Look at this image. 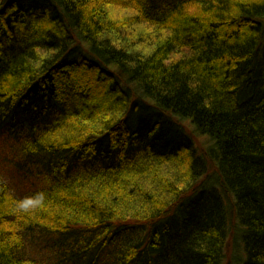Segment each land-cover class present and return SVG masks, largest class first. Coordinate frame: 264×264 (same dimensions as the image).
<instances>
[{"label": "trees", "instance_id": "trees-1", "mask_svg": "<svg viewBox=\"0 0 264 264\" xmlns=\"http://www.w3.org/2000/svg\"><path fill=\"white\" fill-rule=\"evenodd\" d=\"M1 138L0 264H264V0H0Z\"/></svg>", "mask_w": 264, "mask_h": 264}, {"label": "rangeland", "instance_id": "rangeland-1", "mask_svg": "<svg viewBox=\"0 0 264 264\" xmlns=\"http://www.w3.org/2000/svg\"><path fill=\"white\" fill-rule=\"evenodd\" d=\"M185 126L188 127V129L190 127V125H185ZM4 154L8 155V151H7V148H6L4 142L1 138L0 139V157L4 156ZM233 252H234V248L231 250H227V252H226L227 259H226L225 263H223V264H238L237 262L240 259L243 260L242 248H241L240 244L238 245L237 250H235L234 254H233Z\"/></svg>", "mask_w": 264, "mask_h": 264}]
</instances>
